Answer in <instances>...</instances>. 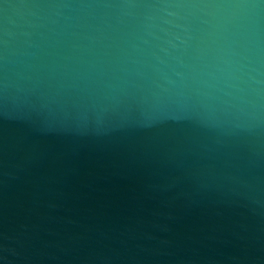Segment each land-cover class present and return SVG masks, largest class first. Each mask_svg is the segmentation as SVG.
I'll use <instances>...</instances> for the list:
<instances>
[{"label":"water","instance_id":"95a60500","mask_svg":"<svg viewBox=\"0 0 264 264\" xmlns=\"http://www.w3.org/2000/svg\"><path fill=\"white\" fill-rule=\"evenodd\" d=\"M0 264H264V0H0Z\"/></svg>","mask_w":264,"mask_h":264}]
</instances>
